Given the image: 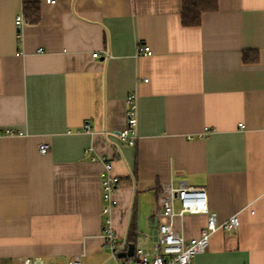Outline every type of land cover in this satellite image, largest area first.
Returning <instances> with one entry per match:
<instances>
[{
  "label": "crops",
  "instance_id": "crops-1",
  "mask_svg": "<svg viewBox=\"0 0 264 264\" xmlns=\"http://www.w3.org/2000/svg\"><path fill=\"white\" fill-rule=\"evenodd\" d=\"M182 4L0 0V264H111L106 159L119 177L109 215L119 246L151 247L159 223L198 237L206 214H153L167 183L184 181L205 188L219 225L239 216L194 264H264V0H218L192 27ZM251 50L259 60L246 63ZM130 94L135 146L118 137Z\"/></svg>",
  "mask_w": 264,
  "mask_h": 264
},
{
  "label": "built area",
  "instance_id": "built-area-1",
  "mask_svg": "<svg viewBox=\"0 0 264 264\" xmlns=\"http://www.w3.org/2000/svg\"><path fill=\"white\" fill-rule=\"evenodd\" d=\"M49 3H56V0H46ZM25 22L23 15L19 14L16 18V26L19 27ZM140 51L143 54L151 55L152 50L148 45L140 46ZM19 54V53H18ZM95 57H101L98 53L92 54ZM127 120L126 125L122 131L118 132V137L121 141L135 146L138 133V113L137 102L134 94L127 96ZM244 126L241 122L238 124ZM85 131H91L89 123H86L83 128ZM22 134L10 129H5L4 134ZM39 149L41 152H47L50 149L49 144L40 143ZM113 161L104 160V169L101 176L102 200L104 205L102 208V215L105 216L103 221V237L104 245L111 252V258L114 259L115 264H194V260L198 254L207 250L210 245V237L212 233L223 227L225 230H237L239 227V216L232 215L225 222L219 225L218 214L211 211L208 206V198L206 190L202 186H193L182 181L177 186L168 184L164 187L162 194H160L159 206L154 209L153 214L156 217L160 216H174L179 214L183 216L185 213L197 214L203 213L207 215L206 224L198 237L185 238L178 231H176L171 223H159L155 228L151 247L145 245L136 246L132 256L125 258H118L117 249L118 236L116 230L111 223L110 212L118 204L114 198L115 191L118 188L119 177L111 172ZM176 204L179 205L178 212H175ZM66 264H80V256L74 255L69 257ZM23 264H62L60 261L47 262L42 257H25ZM110 264V263H107Z\"/></svg>",
  "mask_w": 264,
  "mask_h": 264
},
{
  "label": "trees",
  "instance_id": "trees-1",
  "mask_svg": "<svg viewBox=\"0 0 264 264\" xmlns=\"http://www.w3.org/2000/svg\"><path fill=\"white\" fill-rule=\"evenodd\" d=\"M218 10V0H183L181 23L184 26L200 25L204 13ZM259 60V51L251 50L243 52V61L257 62ZM136 234L130 236L132 242H136Z\"/></svg>",
  "mask_w": 264,
  "mask_h": 264
},
{
  "label": "water",
  "instance_id": "water-1",
  "mask_svg": "<svg viewBox=\"0 0 264 264\" xmlns=\"http://www.w3.org/2000/svg\"><path fill=\"white\" fill-rule=\"evenodd\" d=\"M130 222V219H129ZM128 222V225H129ZM128 247L127 250H125V247ZM136 244L134 243H127V241H123L120 246L117 249V256L119 258H125L126 256H132L134 254V250H135ZM111 259L107 260L106 262H104L103 264H106L107 262H109Z\"/></svg>",
  "mask_w": 264,
  "mask_h": 264
},
{
  "label": "rangeland",
  "instance_id": "rangeland-1",
  "mask_svg": "<svg viewBox=\"0 0 264 264\" xmlns=\"http://www.w3.org/2000/svg\"><path fill=\"white\" fill-rule=\"evenodd\" d=\"M111 264H115V261L112 260V261H111Z\"/></svg>",
  "mask_w": 264,
  "mask_h": 264
}]
</instances>
